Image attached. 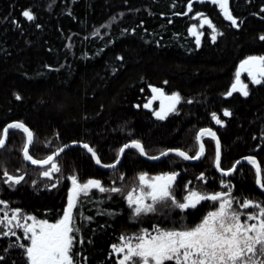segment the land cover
<instances>
[{
  "label": "trees",
  "instance_id": "trees-1",
  "mask_svg": "<svg viewBox=\"0 0 264 264\" xmlns=\"http://www.w3.org/2000/svg\"><path fill=\"white\" fill-rule=\"evenodd\" d=\"M26 10L33 20L22 15ZM229 10L238 26L212 0H0V138L8 123L20 121L34 133L29 154L36 160L65 144L85 142L104 164H113L133 140L150 155L171 148L193 155L196 132L211 127L224 146V167L252 153L264 170V85L252 86L247 96L226 95L239 63L264 55V0H229ZM198 14L220 31L214 41L206 31L197 45L190 29ZM152 87L181 97L164 119L155 115L159 100L152 101ZM225 109L231 115L224 116ZM26 142L25 132L14 128L0 149V199L10 209L55 223L68 206L73 176L80 183L94 179L105 188L124 190L91 189L78 198L73 208V225L79 229L72 248L76 264H118L112 246L121 236L186 216L196 223L201 208L186 216L134 218L124 197L138 174L181 168L174 184L180 197L200 173L216 176L213 149L192 163L176 155L150 162L131 148L118 168L103 170L87 150L74 147L53 161L60 171L49 178L42 175L45 167L24 158ZM243 166L233 180L237 194L264 201L254 167ZM5 172L24 180L5 183ZM217 180L209 179L203 188L218 189ZM19 234L0 235V264H28L20 247L26 240Z\"/></svg>",
  "mask_w": 264,
  "mask_h": 264
},
{
  "label": "snow or ice",
  "instance_id": "snow-or-ice-1",
  "mask_svg": "<svg viewBox=\"0 0 264 264\" xmlns=\"http://www.w3.org/2000/svg\"><path fill=\"white\" fill-rule=\"evenodd\" d=\"M212 2L218 4L225 17L233 25H237L236 18L229 10V0H212ZM188 7L191 10L190 3ZM22 15L28 20L34 19L33 14L28 10L24 11ZM204 24L211 26V21L205 18L201 21V26ZM190 31L197 36L196 43L199 45V34H197L195 25ZM213 31H215L214 28ZM212 39L214 41L216 36L213 35ZM260 39L264 40V36H261ZM241 72H247L252 83L260 84L264 82V56H249L241 61L239 70L236 72L235 82L232 84L231 90L226 93L227 96H231L233 92L237 91L244 96L249 94L247 84L242 83L240 79ZM152 91L170 102L167 107L162 105L161 110L155 113L159 119H164L169 111L175 109V105L180 102L181 97L179 93L164 96L162 89L159 88H152ZM156 98L157 96L153 97V99ZM17 99H19V96H17ZM149 106L150 104L145 105V107ZM223 115L229 116L231 113L225 109ZM213 119L217 124L222 123L215 113H213ZM13 128L22 129L27 133L23 155L31 163L47 165L53 161L55 155H58V153H53L44 160L33 159L29 154V145L33 143V133L21 122L9 124L3 128L0 148L5 146L8 132ZM204 135L215 137V133L211 129H201L197 140ZM84 147L93 156L96 155L88 145H84ZM128 147L136 148L141 154H145L143 145L136 140H133L130 145L125 144L120 149V153H123ZM60 151H63V149ZM174 151L184 159H199L204 153V145L200 144L199 151L195 156H189L179 149ZM160 155L166 156L168 153L161 152ZM150 158L157 159L158 157L153 156ZM247 159L256 165L257 183H260L259 165L256 164L254 157H248ZM215 162L216 167L219 168L220 149L218 140L216 142ZM96 163H100L99 158L96 159ZM105 167H115V165H105ZM232 170H227L224 175H228ZM59 171V167L55 163H51V168L44 171L42 175L51 178L54 172ZM177 175V173L172 172L149 179L146 173L140 174L138 177L139 193L136 194L137 190L133 189L128 191L124 197L133 217L139 218L142 215L154 213L158 205L171 204L173 207L186 210L196 208L201 202L210 200L218 202V207L216 210L208 212L200 223L191 228L161 229L154 227L152 232H149L148 229H142L134 237L121 236L120 239L123 244L112 246L113 252L123 254L118 264H264V205L254 203L249 199L237 201L234 197H231L230 190L210 195H204L193 190L189 191L182 200H177L174 193V182ZM4 176L6 177L5 183L19 184L24 180V176H12L7 172L4 173ZM71 180L72 188L68 196V206L64 210L62 218L55 223H49L47 220H37L32 216L23 217L25 221H32L31 223H20L19 209L13 210L11 216L6 212L0 216V225L8 228V231L0 230V235L15 236L16 232L12 231V227L23 229L24 237L29 243L27 245L21 244L20 247L25 248L28 264H75L72 248L75 239L74 233L79 229L73 225V208L76 207L78 198L82 194L87 196L91 189H97L101 193H122L124 191L119 187L105 188L99 180L90 179L85 183H79L75 176L71 177ZM52 186L55 187V184ZM261 187L264 188V184H261ZM234 202L239 203L240 208H255L257 211L241 213L233 208ZM0 204H5V202L0 201ZM242 216H245L246 219L242 220ZM248 221L255 222L248 223ZM0 259H3V257H0Z\"/></svg>",
  "mask_w": 264,
  "mask_h": 264
},
{
  "label": "rangeland",
  "instance_id": "rangeland-1",
  "mask_svg": "<svg viewBox=\"0 0 264 264\" xmlns=\"http://www.w3.org/2000/svg\"><path fill=\"white\" fill-rule=\"evenodd\" d=\"M217 5V7L220 9V11L224 14V12H223V10L218 6V4H216ZM205 18H207L208 20H210L211 21V19L209 18V17H207V16H205V15H198L197 17H196V21L194 22V24H192V26H191V29H192V27L195 25V27H196V31H197V34H199V38H201L203 35H204V33L206 32V31H209V32H211V34H212V36L213 35H215L216 37L218 36V34L220 33V31L216 28V26L214 25V23L211 21V26L210 25H208V24H204L203 26H201V21L203 20V19H205ZM213 28L215 29V31H213ZM192 33V32H191ZM238 70V69H237ZM234 82H235V80H234ZM233 82V83H234ZM164 93L166 94V95H169V96H171L172 94H168V93H166L165 91H164ZM156 99H159V104L157 105V108H156V111H160L161 110V107H162V105L164 104L163 103V101H162V99L161 98H156ZM170 102L168 101V100H166L165 101V106L167 107L168 106V104H169ZM178 104V103H177ZM177 104L175 105V109L173 110V111H176V106H177ZM172 111H169L168 112V114L169 113H171ZM167 114V115H168ZM219 126H222V124H218ZM201 129H211V130H215V129H213V128H211V127H204V128H201ZM201 129H199L197 132H196V136H195V140H196V143H197V152L199 151V147H200V144L202 143V141H203V143L202 144H204L205 143V146H206V152H204L203 153V155H201L200 156V160L202 159V158H205L206 156H207V154H208V152L210 153H212V149H213V157L211 156V161H212V167L213 166H215L216 165V162H215V156H216V138L215 137H213V136H210V135H204V136H201L200 137V139L199 140H197V136L199 135V132H200V130ZM26 134V133H25ZM26 136H27V134H26ZM217 136H218V138H219V140L221 141V139H220V136H219V134H217ZM222 142V141H221ZM208 147H211V149H209ZM136 149V148H135ZM172 149V148H171ZM138 150V149H137ZM169 150V149H168ZM183 150V149H182ZM167 150H162V151H160V152H158V153H156L155 155H150L149 153H147L146 152V150H145V152L148 154V155H150V156H155V157H159V156H161L160 155V153L161 152H166ZM138 152H140L139 150H138ZM196 152V153H197ZM222 152H223V149H222ZM120 153V152H119ZM196 153L195 154H190V153H188V154H190L191 156H195L196 155ZM141 154V153H140ZM50 156V155H49ZM170 156H172V155H169V156H167V157H170ZM175 156V155H174ZM176 156H178V155H176ZM48 157V156H47ZM46 157V158H47ZM119 157V156H118ZM166 157V158H167ZM45 158V159H46ZM180 158H182V160H184V158L183 157H181L180 156ZM34 159V158H33ZM165 159V158H164ZM36 160V159H35ZM42 160H44V159H42ZM186 161H187V159H185ZM248 161V164H250V166H252V167H254V181L256 182V184H257V179H258V177H257V173H256V165H254L250 160H247ZM221 163V170H223L222 172H226L227 170H229V169H233L234 168V166H235V162H237V160L236 161H234L232 164H231V166L229 167V168H227V167H224V163H222V161H220ZM114 164V163H113ZM215 164V165H214ZM107 165H112V164H107ZM243 165H245V164H243V163H241L234 171L232 170L230 173H232V174H236L237 172H238V170H239V172H240V170H241V168H242V166ZM244 167V166H243ZM50 169V166H46L45 167V171H47V170H49ZM214 169V168H213ZM178 170H182L181 168L180 169H178V168H175L173 171H171V173L172 172H177ZM167 173H170V172H167ZM140 174H143V173H140ZM140 174H138V176L133 180V182H132V186L131 187H129L128 189H126L125 190V196H126V194H127V192L128 191H132L133 189H136L137 191H136V194H138L139 193V188H138V184H139V181H138V177H139V175ZM147 174V176H148V178L149 179H151L152 177H155V176H159V175H163V174H165V173H162V174H151V173H146ZM182 175V174H181ZM210 176V175H209ZM207 176V174L205 173L204 175H202V177H201V179H199V177H198V175H197V177L195 178V179H193L192 180V182H193V184H191L190 186H188V183H191V182H187V186L184 188V190H183V193L185 192V195H187L188 194V192L189 191H198V192H200L201 194H204V195H210L208 192H206L207 191V189H205V188H203V186L207 183V181L209 180V179H211V180H215V178L217 179V177L215 176V175H212V176ZM218 176H219V182H220V186L222 187V188H230V187H232V185H231V182L227 179V178H224V176H223V174H218ZM181 177V176H180ZM180 177L177 179V181L180 179ZM209 177V178H208ZM260 181L262 182V184L264 183V170H263V168L261 167V178H260ZM174 193H175V196H176V199L177 200H182L181 199V197L183 198L185 195H182L181 197L179 196V194H178V192L176 191H174ZM0 201H2L1 199H0ZM13 210H15V209H10V208H8V206L6 205V204H0V216H2L5 212L9 215V216H11L12 214H13ZM181 209H179V208H176V207H173L171 204H167V205H158L157 206V210H156V212H154L155 214H157V215H161V214H166L168 217H170L171 215L173 216V212L174 211H180ZM19 215H20V217H21V220H20V223H31L32 221H30V220H28V221H25L24 219H23V217H26V216H32V217H35L34 215H32V214H27V213H24V212H22V211H20V213H19ZM37 220H42V219H38L37 217H35ZM49 222V221H48ZM49 223H51V222H49ZM171 224L172 225H168V226H163V225H155L154 224V227H159V228H161V229H184V228H186V227H184V221H183V219H181V220H177V221H171ZM0 227H2V230L3 231H8V228L7 227H5L4 225H0ZM153 227V228H154ZM153 228H151V229H148L149 230V232H152V229ZM12 231H15L16 232V235H18L19 233H21V234H19L20 236H21V239L22 240H26L25 239V237H24V233H23V229H21V228H15V227H12ZM140 232H141V230H140ZM140 232H137L136 234H132V235H128V236H124V237H134L135 235H137V234H139ZM152 234H155V233H152ZM29 243V241H27L26 240V244L25 245H27ZM121 244H123V241L122 240H120L119 241V243H117L116 245L117 246H119V245H121ZM114 254L118 257V260L119 259H121L122 258V253H115L114 252ZM76 264V263H75Z\"/></svg>",
  "mask_w": 264,
  "mask_h": 264
},
{
  "label": "flooded vegetation",
  "instance_id": "flooded-vegetation-1",
  "mask_svg": "<svg viewBox=\"0 0 264 264\" xmlns=\"http://www.w3.org/2000/svg\"><path fill=\"white\" fill-rule=\"evenodd\" d=\"M256 56H264V55H256ZM241 81H242V83H244V84H247V86H248V88H247V90H248V93H249V91H250V88L252 87V86H254V85H264V82H262V83H260V84H255V83H252V81H251V78L248 76V73L247 72H243L242 73V75H241ZM234 94H238V95H240V96H244V95H242L239 91H237V92H233ZM154 100H159V99H152V101H154ZM216 134H218V132L216 131V130H213ZM204 148H205V152L207 151L206 149V146H205V143H204ZM209 148V147H208ZM221 149H223V152L221 153V160L220 161H222V163H224L223 162V154H224V146H223V144H222V142H221ZM222 151V150H221ZM248 156H254V157H256L257 159H258V157L257 156H255V155H253L252 153L251 154H248V155H246V156H243V157H248ZM243 157H241V158H243ZM240 158V159H241ZM204 158H202L201 160H203ZM201 160H198V161H201ZM239 160V159H238ZM237 160V161H238ZM188 161V160H187ZM198 161H196V162H198ZM258 161H259V159H258ZM189 162V161H188ZM193 163V162H192ZM221 163V162H220ZM236 163V162H235ZM259 163H260V161H259ZM243 164H246V165H249L250 166V164H248V161L246 160V162H244ZM215 165V164H214ZM261 165V164H260ZM220 166H221V164H220ZM262 167V166H261ZM214 170H215V172H216V177H217V185H218V189H215V190H213V191H206V192H208L209 194H214V193H218V192H228L229 190L231 191V197H234L237 201H242V200H244V199H249V200H252L254 203H257V204H261V205H264V201L262 200V199H253V196H251V195H249V194H244L243 193V195H241V196H239L238 194H237V191H236V189L234 188V184H233V180L235 179V177H236V174H232V173H229V175H223L224 176V178H227L230 182H231V185H232V187H230V188H222L221 186H220V182H219V176H218V174H221V173H219V171H218V169L216 168V165L214 166ZM178 171H181L182 173H183V171L182 170H178ZM177 171V172H178ZM171 173V172H170ZM201 174H205V173H200L199 175H198V177H199V179H201V177H202V175ZM214 175V174H213ZM216 179V178H215ZM176 183V182H175ZM174 183V184H175ZM264 184V183H263ZM256 186H257V184H256ZM258 188V187H257ZM258 190L262 193V195H264V192L263 191H261L259 188H258ZM218 207V202H213V201H210V200H206V201H203V202H201L199 205H197V207L196 208H189V209H186V210H180V211H174L173 212V216L175 215V213H177V212H179V213H181V215H184V216H186V212L188 211V210H195V209H199V208H201V210H200V214H199V217H198V219H197V221H196V223H194V224H192L191 223V221H190V219L186 216V218H183V221H184V227H186V228H191V227H193V226H195V225H197L198 223H200L201 222V220H202V218L208 213V212H210V211H214V210H216V208ZM233 208L234 209H236L237 211H239V212H241V213H250V212H254V211H257V209H255V208H249V209H243V208H240L239 207V203H236V202H234V204H233ZM172 216V215H171ZM170 216V217H171ZM243 219H246V217L245 216H242V220ZM255 221H248V223H254Z\"/></svg>",
  "mask_w": 264,
  "mask_h": 264
},
{
  "label": "water",
  "instance_id": "water-1",
  "mask_svg": "<svg viewBox=\"0 0 264 264\" xmlns=\"http://www.w3.org/2000/svg\"><path fill=\"white\" fill-rule=\"evenodd\" d=\"M229 6V5H228ZM253 56H256V55H253ZM246 59V58H245ZM243 61V60H242ZM241 63V62H240ZM240 63H239V65H238V70H239V67H240ZM237 70V71H238ZM242 73L243 72H241V74H240V79H241V75H242ZM152 88H156V87H152ZM159 89H162V88H159ZM162 91H163V93H164V89H162ZM154 96H157V98H161L162 99V101H163V106L164 107H166L165 106V101L167 100V99H164L163 97H159L158 96V94H156V93H154V95H153V97ZM164 96H169V95H166L165 93H164ZM158 112V111H157ZM16 122H20V121H14V122H10V123H8L7 125H9V124H12V123H16ZM21 123H23V122H21ZM32 133H33V131L30 129V127L29 126H27L25 123H23ZM7 125L5 126V127H7ZM14 129V128H13ZM12 129H10L9 130V132H8V135H7V138H6V143H7V141H8V138H9V133H10V131H11ZM212 132H214L213 130H212ZM200 133V132H199ZM215 133V132H214ZM27 134V133H26ZM215 138H216V141L218 140L219 141V149H220V160H221V153H222V149H221V141L219 140V138H218V136H217V134L215 133ZM33 141H34V133H33ZM131 142L132 141H129V142H127L126 144H131ZM6 143H5V145H6ZM141 143V142H140ZM202 143H203V141H202ZM142 144V143H141ZM32 145V144H31ZM31 145H29V150H30V147H31ZM84 145H88L95 153H96V155L95 156H93L92 155V153L91 152H89L88 151V149L87 148H85L84 147ZM125 145V144H124ZM123 145V146H124ZM204 145V144H203ZM74 147H80V148H84L85 150H87L90 154H91V156L93 157V159H94V161L96 162V159L97 158H99V160H100V163L99 164H97L98 165V167L99 168H101V169H103V170H111V169H115V168H118L120 165H121V163H122V161H123V159H124V157H125V154H126V152L129 150V149H131V148H133V147H128V148H126L125 150H124V152L123 153H119V157H118V159H117V161L114 163V164H112V165H115V167H105V165H107V164H104L102 161H101V159H100V157H99V155H98V153L96 152V150L90 145V144H88V143H85V142H71V143H68V144H65V145H63L62 147H60L58 150H56L54 153H58V155H55L54 156V159H53V161L61 154V153H63L64 151H66V150H68V149H71V148H74ZM1 149V148H0ZM61 149H63V151H60ZM176 149H178V148H172V149H169V150H167L166 152L168 153V155H166V156H159L157 159H151L150 157H152V156H150V155H148L146 152H145V154H141L142 155V158L143 159H145V160H147V161H150V162H156V161H160V160H162V159H164V158H166L167 156H169V155H177V153H176V151H174V150H176ZM170 150H173V151H170ZM180 151H183V152H186V151H184V150H182V149H179ZM144 151H145V149H144ZM204 152H205V148H204ZM187 153V152H186ZM188 154V153H187ZM51 155H53V154H51ZM189 156H191L190 154H188ZM179 156V155H178ZM248 157H254V156H248ZM248 157H243V158H241V159H239L238 161H239V163H235V166H234V168H233V171L241 164V163H244V162H246V160H248L247 158ZM255 158V161H256V164H258L259 165V167H260V177H259V180H260V178H261V165H260V163H259V161H258V159L256 158V157H254ZM189 162H196V161H198V160H200V158L199 159H187ZM53 161L52 162H50L49 164H47V165H44V164H33V163H31V161L30 160H27V162L29 163V164H33V165H35V166H38V167H46V166H49V165H51V163H53ZM217 168V167H216ZM218 169V171H219V173H221V174H223L224 175V172H222V170H221V166L219 167V168H217ZM178 175H177V177H176V180H175V182L177 181V179L181 176V174H182V172L181 171H178V172H176ZM229 175V174H228ZM226 176V175H225ZM174 182V183H175ZM80 183V182H79ZM261 184H262V182L260 181V183H257V187L261 190V191H263L264 192V188H262L261 187Z\"/></svg>",
  "mask_w": 264,
  "mask_h": 264
}]
</instances>
